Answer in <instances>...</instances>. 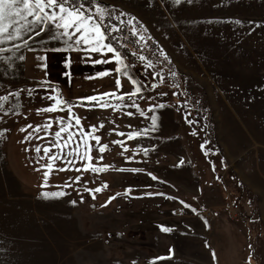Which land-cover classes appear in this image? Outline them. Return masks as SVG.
Wrapping results in <instances>:
<instances>
[{
    "label": "rangeland",
    "instance_id": "1",
    "mask_svg": "<svg viewBox=\"0 0 264 264\" xmlns=\"http://www.w3.org/2000/svg\"><path fill=\"white\" fill-rule=\"evenodd\" d=\"M103 3L126 14L124 27L135 18L144 37L133 42L143 53L130 47L137 55L126 60L144 99L133 98L138 108L100 107L85 120V131L108 146L92 163L110 167L83 173L62 197L23 188L8 168L6 147L21 117L50 104L43 97L66 101L37 83L44 61L36 57L63 44L46 32L24 34L33 50L23 40L0 44L7 50L0 52V97L8 98L0 100V264H264V0ZM160 50L169 59L146 70L138 56L155 62ZM157 71L162 84L153 79ZM122 85L119 94L132 91L124 77ZM14 107L19 115L9 111ZM144 129L146 137L127 136ZM86 187L103 190L93 198ZM226 203L239 206V223Z\"/></svg>",
    "mask_w": 264,
    "mask_h": 264
},
{
    "label": "snow or ice",
    "instance_id": "2",
    "mask_svg": "<svg viewBox=\"0 0 264 264\" xmlns=\"http://www.w3.org/2000/svg\"><path fill=\"white\" fill-rule=\"evenodd\" d=\"M176 4L180 3V0H174ZM188 3H191L192 0H187ZM126 15L123 12H120L118 15L116 14V9L114 7H109L103 3V0H0V44H4L5 42L23 40L24 47L31 49V46L28 45L27 40L24 39L25 33L35 32L36 35H40L41 33H47L48 39L51 41H57L58 43H62L63 47L52 46L50 48L45 47L44 51H53V52H68V51H86L87 53H97L101 58L95 59L93 64H105V63H114L115 64V73H117V78L115 79V88L117 90L122 88V81L120 77L126 78L132 85V91L118 94L117 92H109L103 93L100 97H85L81 99H87L90 101H94L96 106L101 108L112 107L114 110L120 109L123 107H136L139 106L136 104L135 99H144L142 92L144 85L143 83H137L136 79L131 75L129 69L133 67L130 63H126L128 56L123 53L120 49H126L128 45L123 41L128 40L127 36L123 35H114L116 33L122 32V27L125 25V21L121 19ZM115 20L117 23H112L111 21ZM135 18H131L127 20L126 24L128 27V31L134 39V43L139 44L142 40H144L143 35L139 32L136 24L134 23ZM239 23V22H238ZM118 45V46H117ZM16 49L19 50L21 45H15ZM7 51L4 48H0V52ZM108 54H111L110 56ZM133 56H136L137 53L132 51L130 53ZM154 55H156L154 53ZM159 57H163L164 60H168L167 54L160 50L158 53L157 61L148 60L144 55H139L138 59L143 64V67L146 70L155 69L156 63L162 62L159 60ZM19 59L23 61L25 57L23 55L19 56ZM37 61H46V56H38L36 57ZM70 64L69 60H65V68H68ZM39 67L42 69L47 68V64H39ZM67 74V73H66ZM100 77L110 75V70H106L103 72H99L97 74ZM173 76L176 73H172ZM155 77H159L161 84L164 82V75L162 72H155L153 79ZM91 78V77H89ZM39 85H44L46 81L37 82ZM149 87H154L149 85ZM173 87H178V85H173ZM29 94L31 95L33 90L29 89ZM55 91V90H52ZM16 96L19 93L15 94ZM161 95H167V93H161ZM173 95H177V93H173ZM107 97V99H105ZM125 97L131 102L129 105H125L124 100ZM44 99L53 100L52 103L48 107H44L38 109L37 112H45V113H54L63 110V105L67 104V101H64L59 96H45ZM7 97H0V100L7 101ZM113 100L119 101V103H112ZM18 107V106H17ZM158 107H164L163 105H159ZM4 108V104L0 103V109ZM14 114L19 115V112L14 107L9 110ZM9 111H4V115H9ZM69 111H71L69 109ZM149 111H153L152 108ZM129 116L134 115V113L129 112ZM143 115V113H141ZM26 118V117H25ZM152 120V128L151 130H155L157 117L155 115L151 116ZM59 130L55 132V140L51 142L52 147L57 148L60 152H63L64 148H67L69 143L73 140V133L71 132V120L68 124H65L63 120L58 121ZM76 125L80 124V119L78 117L75 118ZM100 127H103L101 124ZM52 128V121H46L43 124L37 125L35 128L31 124H28L26 127H21L19 131L27 132L28 129H33V132L39 133L41 129L47 132ZM95 128V126H93ZM79 131V129H78ZM149 129H144L138 131L136 133L129 132L127 134L129 139L138 138L141 135L147 136ZM62 134H66L62 138ZM83 135V133H82ZM118 135H124L123 133H118ZM32 139V132H29L28 135L20 141V143H26L27 141ZM89 139L95 140L96 144H100V137L94 134H91L85 137L84 143V151H79V144L76 145L75 149H70L67 153L68 156L72 157L69 159L67 163L69 165L73 164L74 161L82 162L81 167L75 168L76 172L92 173V174H100L105 172L108 167L104 166L99 167L95 166L92 162L94 159L99 161L103 160V153L107 150L108 146L103 145L98 148V151L101 155L98 157H93L91 154V145L87 142ZM115 143V142H114ZM203 147V146H202ZM29 149H25L28 151ZM34 151L37 153L36 160L42 158L39 154L41 153V148L36 146ZM43 157L47 158V162L41 165V168L45 169L43 172L44 180L47 181L50 172L53 170V162L56 159H60V156H50L51 152L50 147H44L42 149ZM145 154H147V149H144ZM39 171L40 169H36ZM70 169L60 168V171H65ZM120 171H124L123 169H119ZM131 171L136 172L137 169H132ZM151 175V174H149ZM153 180H156L157 177L152 176ZM80 177H76V181L80 182ZM44 187L47 186L43 185ZM70 187V185H67ZM103 187H107L105 184ZM102 187H96L94 189L85 188V191L93 194V198H95V193L101 192ZM131 193V189L126 190V195ZM66 195L65 192L57 191V192H43L42 197L47 199L49 197L59 198ZM147 195H161L164 196V193H149ZM116 197H110V202L112 199ZM168 198V197H166ZM75 204V201H72ZM183 203V202H181ZM185 207H190L188 205H184ZM195 211V209H193ZM160 230L163 232L169 231V229L163 225L160 226Z\"/></svg>",
    "mask_w": 264,
    "mask_h": 264
},
{
    "label": "crops",
    "instance_id": "3",
    "mask_svg": "<svg viewBox=\"0 0 264 264\" xmlns=\"http://www.w3.org/2000/svg\"><path fill=\"white\" fill-rule=\"evenodd\" d=\"M108 55L110 56L111 54ZM45 56L47 59L44 63L47 64V68L46 70L44 69L42 77L47 82L45 85L55 90V94L61 93L68 103L63 105L62 111L45 113L34 110L25 114L10 130L6 147V161L13 178L23 188L32 192H56L69 189L77 183L76 177L79 176L81 178L83 173H85L82 170L81 172L75 171L77 167H81L82 169V162L74 161L71 165L67 163L69 159H72L67 153L70 149H75L77 144H79V151H84L83 141L85 137L92 134L85 131V120L88 121V117L97 110H100V107H83L71 103H95L94 101L81 98L100 97L103 93L114 91L118 94L120 93V89L117 90L115 88V79L118 75L114 71L115 64H93L95 59L101 58L97 53H87L83 50L68 52L49 51ZM66 59L70 61L68 68H65ZM106 70H110V75L103 77L97 75L99 72ZM120 79L122 81L123 77L121 76ZM48 101L50 104L47 107L54 103L53 100L49 99ZM76 117L80 119L79 125L75 123ZM49 120L52 121V128L47 132L43 129L38 134L33 132V129H28L27 132L19 131L21 127H26L28 124H31L35 128L37 125ZM60 120H63L65 124H68L71 120V132L73 133V140L67 148L63 149V152H60L51 145V142L55 140V132L59 130L58 121ZM29 132H32V139L26 143H20ZM65 135L62 134V138ZM87 142L91 145L93 157H98L100 153L97 151L98 155H94L95 149L98 150L103 145H97L95 140L92 139H89ZM36 146L41 148L39 155L42 158L39 162L36 160L37 153L34 151ZM44 147L51 148L50 156L56 155L62 157L53 162V170L50 172L47 181L43 177L45 169L41 168V165L47 162V158L43 157L42 149ZM26 148L29 150L25 151ZM62 167L70 170L60 171ZM36 169L40 170L37 171ZM45 183L47 184L46 187L43 186ZM67 185H70V187Z\"/></svg>",
    "mask_w": 264,
    "mask_h": 264
},
{
    "label": "trees",
    "instance_id": "4",
    "mask_svg": "<svg viewBox=\"0 0 264 264\" xmlns=\"http://www.w3.org/2000/svg\"><path fill=\"white\" fill-rule=\"evenodd\" d=\"M112 23H117L115 20L111 21ZM127 27H122V32L121 33H116L114 35H123V36H127L128 40L123 41L124 43H126L128 45V47L126 49H120L123 53H125L128 58H134L135 56L131 55L130 53V47L134 48L135 51H137V53L141 54L143 53V51H139L138 52V45H134L133 41L135 38H133L131 35H127L126 33ZM118 46V45H117ZM136 58V57H135ZM72 104L75 105H80V106H92L93 103H83V102H72Z\"/></svg>",
    "mask_w": 264,
    "mask_h": 264
},
{
    "label": "built area",
    "instance_id": "5",
    "mask_svg": "<svg viewBox=\"0 0 264 264\" xmlns=\"http://www.w3.org/2000/svg\"><path fill=\"white\" fill-rule=\"evenodd\" d=\"M224 210L228 217L233 220L234 222L241 221L240 209L237 204L226 203L224 205Z\"/></svg>",
    "mask_w": 264,
    "mask_h": 264
}]
</instances>
